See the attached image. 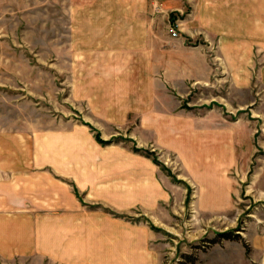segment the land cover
Listing matches in <instances>:
<instances>
[{"label": "rangeland", "instance_id": "1", "mask_svg": "<svg viewBox=\"0 0 264 264\" xmlns=\"http://www.w3.org/2000/svg\"><path fill=\"white\" fill-rule=\"evenodd\" d=\"M162 3L0 0V178L51 176L81 201L99 172L129 177L136 165L141 178L152 163L165 200L122 210L88 205L148 228L155 264H262L264 123L235 132V166L224 172L197 169L203 147L193 134L156 121L160 110L198 112L193 90L177 109L154 105L147 128V104L162 87L152 48L160 50L177 17Z\"/></svg>", "mask_w": 264, "mask_h": 264}, {"label": "crops", "instance_id": "2", "mask_svg": "<svg viewBox=\"0 0 264 264\" xmlns=\"http://www.w3.org/2000/svg\"><path fill=\"white\" fill-rule=\"evenodd\" d=\"M162 2V10L177 12L178 36H170L169 22L160 50L152 48V72L162 87L147 104V128L153 130L154 105L177 109L193 90L198 98L191 104L198 112L160 110L156 121L193 134L204 149L195 150L197 169L233 170L235 132L251 120L264 123V0ZM207 91L208 97L202 94ZM184 124L190 126L182 129ZM131 167L126 178L121 170L99 172L96 190L77 185L80 193L89 188L81 201L71 184L51 176L37 175V181L20 174L17 183L0 178V264H155L148 228L87 203L122 210L165 200L152 163L141 178L137 166Z\"/></svg>", "mask_w": 264, "mask_h": 264}, {"label": "built area", "instance_id": "3", "mask_svg": "<svg viewBox=\"0 0 264 264\" xmlns=\"http://www.w3.org/2000/svg\"><path fill=\"white\" fill-rule=\"evenodd\" d=\"M168 32H169L171 37H177L178 36L177 24L175 22L169 23Z\"/></svg>", "mask_w": 264, "mask_h": 264}]
</instances>
